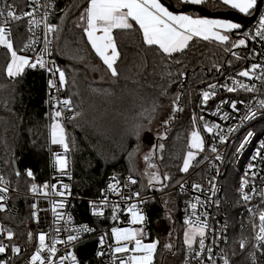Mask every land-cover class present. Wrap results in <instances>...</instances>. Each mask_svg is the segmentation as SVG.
I'll return each instance as SVG.
<instances>
[{
	"label": "trees",
	"instance_id": "1",
	"mask_svg": "<svg viewBox=\"0 0 264 264\" xmlns=\"http://www.w3.org/2000/svg\"><path fill=\"white\" fill-rule=\"evenodd\" d=\"M176 6L181 2L166 0ZM88 0H55L52 20L57 29L54 37V60L65 74L64 88L71 99L75 118L66 122L68 143L71 150L73 190L84 198L95 197L109 174L133 175L140 187L146 188L136 174L134 151L151 139L153 127L164 125L165 141L157 162L160 173L168 175L167 186L173 188L186 174L181 165L189 151V135L202 125L200 92L207 84L222 75L237 73L245 66L234 59L228 51V41L224 46L193 38L187 48L171 54H162L155 46L143 43L142 34L135 26L130 30L116 29L113 37L119 58L115 64L118 75L113 77L100 58L95 54L84 33V25L76 20L85 12ZM215 12L231 9L221 0H207L202 4ZM254 8L250 10L251 15ZM184 13L202 16L190 10ZM206 17V16H202ZM248 23L232 30L231 36L246 37ZM17 50H21L25 37H11ZM247 45L235 51L243 54ZM9 50L0 46V156L5 174L12 185L21 190L31 179L26 171L31 170L35 179L41 181L49 176L50 127L53 113L47 105L48 75L42 70L24 68L23 73L9 77L6 68ZM150 142V140H149ZM132 156V157H131ZM193 163H199L195 158ZM12 161L17 163L19 175H15ZM229 191V189H227ZM237 194H227L232 205L230 214L239 211L236 207ZM25 199V198H24ZM183 196L173 189L167 203L174 214V228L178 236L177 250L181 248L184 228L180 221ZM82 207L81 220L91 218ZM160 199L146 203V213L151 228V241L158 230V222L165 209ZM84 210V212H83ZM264 210V203H263ZM230 231L233 246L231 254L234 264H246L243 250L235 249V239L242 235L240 224H234ZM173 228V229H174ZM176 250V251H177ZM158 243L152 264H164L165 254ZM243 254V255H241ZM176 264V261L169 263Z\"/></svg>",
	"mask_w": 264,
	"mask_h": 264
},
{
	"label": "built area",
	"instance_id": "2",
	"mask_svg": "<svg viewBox=\"0 0 264 264\" xmlns=\"http://www.w3.org/2000/svg\"><path fill=\"white\" fill-rule=\"evenodd\" d=\"M9 5L17 15L22 17L21 19L7 18L6 20ZM55 6V0H0V12L5 13L0 16V26L8 29L12 42L11 37H17V35L21 37L23 34L25 42L21 53L29 59L30 64L35 63L38 56L43 60L44 68L39 66L36 68L25 66V68L42 70L49 76L47 105L53 114L61 111L59 122L65 129L68 143L66 122L72 119L75 110L72 101L71 110L62 103L63 100L70 98L65 93L64 84H60L59 72L56 71L59 68L54 60L53 41L57 25L52 20V15ZM29 12L32 13L31 16L25 15ZM262 17H264V2L256 17L250 22L252 25L247 26L246 34L251 41V44L248 42L247 51L245 50L243 54L241 52L234 54V59L242 61L245 66L241 67L237 73L225 74L211 80L200 92V98L206 106H202L204 144L196 157H200L199 163L192 162L193 167L172 190L176 189L183 196L180 221L184 228L189 227L185 224L186 219L195 221L197 217L200 218L202 225H206L203 237L204 247L203 249L200 247L201 237L198 235L191 247L183 243L181 235L179 240L181 248L172 251L177 253L176 264H225V261L228 264H234V256L240 255L230 253L233 251L230 231L235 232L234 224H240L238 230L242 232V235L235 239V249L243 250L246 264H264V241L256 239L261 226L259 216L264 213V149L261 148L264 144V106H262L264 102V37L256 35ZM29 20H35L37 23L30 25ZM46 24L55 26V31L47 32ZM253 65L258 67L250 73V77L239 75L242 71L252 69ZM49 81H52L51 86ZM241 84L253 90L248 91L240 87ZM213 85L214 88L210 87ZM228 88L235 90L228 91ZM204 92L209 93L207 101L203 99ZM233 103L236 104V109H233ZM205 125L216 127H213V131L209 133L205 130ZM249 132L253 135L245 142ZM242 144L243 147H241ZM213 148L216 151H212ZM58 156H63L67 160L66 168L60 169L56 165ZM49 168V176L41 181H37L34 175L29 177L27 170L26 175L31 181L25 189L21 190L16 185H12L5 174L0 156V177L4 181L0 187L8 188V192L3 194L6 197L3 202L5 210L0 211V229H3L0 231V244L6 246V251L0 253V261L3 264H32L31 257L40 247V234L45 235V243L48 246H51L54 240L58 241L55 245L56 254L52 256L54 264H60V258L69 254L76 258L75 264H119V259L127 258L134 253H113L112 249L116 246V241L112 237V228L135 229L140 233L138 238L143 243H153L150 239L151 228L146 213L147 201L153 199L152 197L156 194L151 186L140 187L137 179L131 174H109L97 196L84 198L76 195L73 190L70 147L65 152L62 145L52 144L51 135ZM132 180L136 182L132 183ZM45 183L49 185L46 190L47 195L39 190ZM52 184L57 186V190L64 192V195H55L51 189ZM109 184H114L117 190H110ZM33 185L38 191L31 190ZM64 185H67V189L63 187ZM232 191L238 198L236 207L239 211L235 210L237 213L235 217L234 213L230 214L229 209L232 205L226 198V195L232 194ZM136 193L139 195L137 196ZM243 194H247L250 199H243ZM82 202L86 203L84 210L93 222L80 219L82 207H77V204ZM33 204L36 205L35 209L32 208ZM59 204L63 207H56ZM133 204L145 218L142 223L130 222L131 215L127 208ZM192 204H196L195 212L191 207ZM54 207L55 211H53ZM94 210L102 212L103 215L94 214ZM33 211L36 212L35 217L32 215ZM85 227L90 231H80ZM9 231L13 233L11 240L7 238ZM69 235L78 236V238L68 242ZM93 237L96 241L94 252L87 258L78 257L76 245ZM175 240L176 245L177 235ZM242 242L243 247H241ZM121 243L128 242L121 241ZM14 246L20 249L19 253L11 251ZM133 246L134 242L129 244V248ZM197 252L200 253L199 256L196 255ZM48 255L46 249L41 253L44 258ZM64 264H73V261L69 258L64 261Z\"/></svg>",
	"mask_w": 264,
	"mask_h": 264
},
{
	"label": "snow or ice",
	"instance_id": "3",
	"mask_svg": "<svg viewBox=\"0 0 264 264\" xmlns=\"http://www.w3.org/2000/svg\"><path fill=\"white\" fill-rule=\"evenodd\" d=\"M182 2H188L191 4H200L202 0H182ZM221 3L224 6L230 7L231 9L238 10L240 13L248 14L251 9L256 4V0H221ZM5 15L4 12H0V16ZM27 16H31L32 13H25ZM7 18H12L19 20L22 17L16 14L12 9V6H8L6 12ZM81 20H86V27H84V33L87 36L88 43L91 45L92 49L95 51V54L100 58L103 64L107 67L113 77L118 75L115 64L119 58V52L114 41L113 31L116 29L120 30H130L135 26H138L139 31L142 34L143 43L147 46H155L162 54L170 56L173 53L184 50L188 47L189 42L193 40L194 37L202 38L203 40H215L220 43H225L229 40V36L223 33L229 32L233 29L239 28L240 25L227 22L219 19H206V18H193L189 15L184 14H173L163 3L162 0H88L87 7L85 12L81 15ZM37 21L29 20L30 25L36 24ZM47 32L51 33L55 31V26L45 25ZM257 36L264 37V17L259 21V27L256 32ZM0 45L7 47L11 53L12 60L7 65V75L9 77H16L17 75L23 73L25 66H30L36 68H44L43 60L38 56L35 63H31L28 58L24 56L17 55V52L13 50L12 42L9 38L8 29L4 26H0ZM245 45V40L240 39L238 44L233 45L234 47ZM257 65H253L252 69L242 71L239 73L242 77H250V73L254 72L257 68ZM51 71V69H50ZM59 72V81L63 85L65 82V74L63 71L56 69ZM52 85V81H49V86ZM246 90L251 91L253 89L247 88V86L241 84L239 85ZM214 88L215 86H210ZM234 88H228V91H234ZM204 101L209 99V93H203ZM63 105L67 106L71 110V100L65 99L62 101ZM264 106V102H262ZM233 109H236V104H232ZM61 111H56L52 117L51 124V143L54 145H62L65 152L68 151V143L66 142L65 129L62 124L59 122L61 117ZM75 115H79L76 113ZM75 118V116L71 117ZM167 123V121L165 122ZM216 127V126H213ZM213 127L205 125V130L209 133L213 131ZM253 135L252 132L247 134L245 142L248 137ZM189 149L201 150L203 148V140L200 134L196 131L191 133V138L188 145ZM243 147V144L241 145ZM261 148L264 149V144L261 145ZM212 151H216L215 148ZM195 158L193 151H188L183 162V167L181 171H188L190 166V161ZM219 158V157H218ZM147 159V157L145 158ZM56 165L60 169H64L67 166V160L63 156H58L56 159ZM251 167V166H250ZM19 174V173H18ZM29 177L33 176L31 170L27 171ZM168 177H165L167 179ZM153 180L159 179L155 174L152 176ZM132 183L136 181L132 180ZM151 182V181H150ZM3 178L0 177V184H3ZM246 183V182H244ZM67 189V185L63 186ZM109 189L116 191V186L114 184H109ZM194 187H199L194 185ZM243 187V184H242ZM49 185L45 183L41 191H44V194L47 195V189ZM53 193L57 196H63L64 192L57 190L55 184L51 185ZM33 192L38 191L35 185L31 189ZM8 192L7 187H0V211L5 210L4 200L6 199L4 193ZM138 196L139 194L136 193ZM243 199L248 200L250 197L247 194H243ZM56 207H63L62 204L56 205ZM193 211L195 212L196 204L191 205ZM32 208L35 209L36 205L33 204ZM55 211V207L53 208ZM127 211L131 215V223L138 224L144 221V216L136 210V205H131L127 208ZM94 214L103 215L102 212L94 210ZM115 214V209H114ZM32 215L35 217L36 212L33 211ZM261 226L259 229V235L256 237L258 241H264V213H261L259 216ZM185 224L189 225L188 231L185 232V244L191 247L193 241L196 239L197 235L201 237L199 240L200 247L203 249L206 225H202L200 218L197 217L195 221L186 219ZM3 231V229H0ZM80 231L88 232L90 229L83 228ZM112 237L116 241V246L112 249L113 253H134L133 255L127 256V258L119 259V264H152L153 255L157 247V242L144 244L141 239L138 238L140 233L132 228H112L111 230ZM31 236V234H30ZM13 237L12 232L7 233V238L11 240ZM78 236L69 235L68 242L76 240ZM45 235H39V249L35 254L32 255L31 261L32 264H54L52 256L56 254V243L58 241H53L51 246L46 245ZM121 241H126L128 243H121ZM134 242V246L129 248V244ZM103 243V239H101ZM243 242L241 247H243ZM167 247H171L168 245ZM47 250L49 253L47 258L41 256L43 251ZM6 251V246L0 244V253ZM11 251L13 253H19L20 249L18 247H12ZM210 251V249H209ZM140 254V255H136ZM197 256L200 255L199 252L196 253ZM71 258L73 264H75V257L69 254L68 256L60 258V264H64L66 259ZM0 264H3L0 261ZM225 264H228L225 261Z\"/></svg>",
	"mask_w": 264,
	"mask_h": 264
},
{
	"label": "rangeland",
	"instance_id": "4",
	"mask_svg": "<svg viewBox=\"0 0 264 264\" xmlns=\"http://www.w3.org/2000/svg\"><path fill=\"white\" fill-rule=\"evenodd\" d=\"M168 3H170V2H168ZM171 4L174 5L173 3H171ZM174 6L179 7L176 5H174ZM182 13H184V12H182ZM81 15L76 20V23L78 25H84L83 20H81ZM220 19H223V18H220ZM229 21L232 23H235L231 20H229ZM228 36H229V40H228V44H227L228 46L227 47H228V51L230 54L234 55L235 51H239L242 48V46L247 45L246 37H243V36L232 37L231 33H229ZM240 39L245 40V45L234 47L233 45L238 44V41ZM208 41L216 43V44L221 45V46H224L223 43H220L218 41H212V40H208ZM12 45H13V50H15L17 52V55L25 57V55H23V53H21V50L20 51L17 50V48L14 46L13 42H12ZM239 47H240V49H238ZM11 60H12V57H11V53L9 52L8 64L11 62ZM74 110H75V108H74ZM51 117H53V115ZM165 124L167 125L168 123L164 122V124L159 125V127H157V126L155 128L153 127L154 133L152 134L151 139H146V142L142 143L140 145V147L134 151V153L132 155L134 157V159L132 158L131 160L135 161L136 174L143 181L144 186L147 187L149 185L152 187V189H155L156 194H154V196L152 198L153 199L156 198L159 200L161 199L163 204H164L163 206H164L165 212H164L162 219L158 222V230L159 231H157V233L155 234L152 242H157V245L159 243L164 252L167 250L169 251L165 254V257H164V259H165L164 264H169V263L174 262L177 258V253H173L175 250H177V246L175 245V243H176V240H175L176 239V235H175L176 232H175V228H174L175 227L174 226V223H175L174 214H173V210L171 209L170 205L167 203V198L169 196V192L172 191V188L169 189L167 186L168 178L165 179V177H168V175L166 174V172H163V174L160 173L158 166H157V162H158L159 157H160V151L163 148V143L165 141V129H163ZM193 131H196L200 134V136L203 140V144H204V138H203L202 132L198 128L193 129L191 131V133ZM50 132H51V127H50ZM191 133L189 135V141L191 138ZM149 140H150V142H149ZM190 150L194 152L195 158L201 152V150H196V149H189V151ZM146 157H147V159H145ZM185 157H186V155H185ZM185 157H184V159H185ZM195 158L190 161V166H189L188 170H190L193 167L192 161H195L196 160ZM184 159H183V162H184ZM183 162H182L181 168L183 167ZM153 174H155L159 179L153 180L152 179ZM188 229H189V227H186V228H183V230H182V241L184 244H185V232L188 231ZM149 243H151V242H145L144 244H149ZM168 245H170L171 247H167Z\"/></svg>",
	"mask_w": 264,
	"mask_h": 264
},
{
	"label": "water",
	"instance_id": "5",
	"mask_svg": "<svg viewBox=\"0 0 264 264\" xmlns=\"http://www.w3.org/2000/svg\"><path fill=\"white\" fill-rule=\"evenodd\" d=\"M263 2H264V0H257L252 14L248 15V14L240 13L237 10H230V11H226V12H215V11H211V10L205 8L202 5L191 4V3H183L179 7H175L171 3H168L165 0H162V3L169 10H171L173 12L182 13V12L193 10V11L200 13L202 16H206V17H210V18H223V19L231 20V21L235 22L236 24L243 25V26L250 23L256 17V15L258 14L260 7L263 4ZM203 106L205 107L206 103H204ZM12 167H13L15 175H19L18 174L19 170L17 167V163L15 161H12ZM95 244H96V241H95L94 237L87 239V240L80 242L76 245V251L81 258H87L94 252Z\"/></svg>",
	"mask_w": 264,
	"mask_h": 264
},
{
	"label": "crops",
	"instance_id": "6",
	"mask_svg": "<svg viewBox=\"0 0 264 264\" xmlns=\"http://www.w3.org/2000/svg\"><path fill=\"white\" fill-rule=\"evenodd\" d=\"M177 1H179V2H181V3H188V2H182V0H177ZM205 1H207V0H202V3H204ZM256 1H257V0H256ZM202 3H200V4H202ZM253 8H254V7H253ZM170 11H171V10H170ZM237 11H238V10H237ZM172 12H173V11H172ZM173 14H184V15H189V16H191V17H193V18L219 19V20H224V21L230 22V21L227 20V19L202 17V16L192 15V14H188V13L173 12ZM243 14H245V13H243ZM231 23H232V22H231ZM235 24H236V23H235ZM233 30H234V29H233ZM231 32H232V30L229 31V32L223 33V34L229 35V33H231ZM194 38H198V37H194ZM200 39H202V38H200ZM212 41H215V40H212Z\"/></svg>",
	"mask_w": 264,
	"mask_h": 264
},
{
	"label": "bare ground",
	"instance_id": "7",
	"mask_svg": "<svg viewBox=\"0 0 264 264\" xmlns=\"http://www.w3.org/2000/svg\"><path fill=\"white\" fill-rule=\"evenodd\" d=\"M77 256L80 257V256L78 255V253H77Z\"/></svg>",
	"mask_w": 264,
	"mask_h": 264
}]
</instances>
